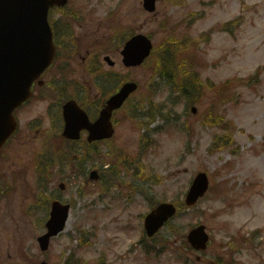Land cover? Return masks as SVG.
<instances>
[{"label": "rangeland", "instance_id": "rangeland-1", "mask_svg": "<svg viewBox=\"0 0 264 264\" xmlns=\"http://www.w3.org/2000/svg\"><path fill=\"white\" fill-rule=\"evenodd\" d=\"M72 2L82 9L83 17L77 31L83 55L71 62L76 72L69 79L79 84L78 91L89 85L93 97L102 94L100 85L95 88L92 83L93 76L83 71L85 63L95 61L85 51L90 46L101 53L102 73L130 75L142 87L129 107L116 114L114 138L101 145V154L92 155L96 159L88 166L82 154L68 159L55 154L60 145L52 124V116L59 114L56 96L33 100L24 107L18 115L20 133L0 157V264H66L71 254L75 258L69 264H196L198 254L186 251L176 232L166 227L159 239L150 240L143 221L151 208L144 194L155 201L181 203L199 171L208 173L211 186L224 189V194L217 196L212 189L172 223L180 235L203 223L212 242L206 258H225L219 245L228 235L264 230V0H157L156 15L144 11L142 0ZM238 17L241 26L233 35L221 31L225 22ZM162 20H169L165 27L159 25ZM172 29L178 41L189 36L185 46L198 62L194 68L187 67L178 82L196 79L206 87V81L221 86L231 79L235 85L223 96L228 101L206 87L208 92L193 106L197 111L193 114L186 99H193L196 86L188 85L189 96L171 95L153 70L125 69L119 51L110 46L112 39L117 44L113 35L119 30L150 33L157 45ZM107 52L117 62L115 68L103 61ZM58 77L62 79V74ZM117 87L110 85L107 94ZM150 88L159 89L160 94L147 105ZM71 93L76 94V89L69 87L62 95ZM77 95L80 100L87 98ZM180 96L182 100L177 99ZM214 103L215 115L222 114L235 131L236 145L216 146V135L228 133L223 127L202 124ZM151 106L155 111L148 117ZM131 110L144 114L145 128L132 118ZM60 124L59 119L56 127ZM49 146L53 152L47 151ZM127 157L130 166L124 161ZM257 157H263L260 163ZM95 168L101 170L99 181L89 180ZM107 168L114 170L119 183L106 187L109 181L103 171ZM60 181L67 184L65 191L58 188ZM53 198L73 208L67 229L52 240L46 253L37 238L46 230ZM164 239L172 242L170 247L164 246ZM241 258V264H248L244 262L247 256Z\"/></svg>", "mask_w": 264, "mask_h": 264}, {"label": "water", "instance_id": "water-1", "mask_svg": "<svg viewBox=\"0 0 264 264\" xmlns=\"http://www.w3.org/2000/svg\"><path fill=\"white\" fill-rule=\"evenodd\" d=\"M28 1L29 0H0V9H5L8 5L15 6L18 4L26 6ZM144 5L147 10L149 9L151 11L155 9L154 0H145ZM39 9L37 16L43 21V25L47 30V20L43 17L46 13V9ZM42 41L44 42V47L38 52L39 54L30 56L22 63L6 66L0 62V151L5 141L12 135L17 127V122L13 116L14 108L20 105L22 101L29 98L31 82L39 77L42 70L52 62L55 52L51 37L48 38V40L47 37H45ZM125 49L126 50L123 52L125 64L127 66L140 65V63L150 55L152 42L147 37L138 35L128 42ZM136 89V84H127L118 94L112 96L109 101H107V106L101 111V117L94 125L97 129L94 131V135L92 136L91 134L89 137L90 140L110 138V136L113 135L114 129L111 124L112 113L115 109L120 108V106L123 105L122 103L130 96L131 92ZM65 106V117L67 119L65 135L68 134L71 138H78L79 131L83 128H88L83 123L87 118L82 111L78 109L75 103H69ZM62 188H64L63 185ZM192 188L188 196L189 203L195 202L200 195L206 192L208 189L207 177L204 174H200ZM52 207L50 214L51 218L46 224L48 233L38 238L40 247L44 251L49 250L51 237L57 236L65 229L66 222L69 218V205H64L61 202H53ZM175 212V208L172 204H162L158 206L146 219L147 233L151 236L156 234ZM189 240L197 249L205 248L208 236L204 231V226L193 230ZM41 264L47 263L43 262Z\"/></svg>", "mask_w": 264, "mask_h": 264}, {"label": "trees", "instance_id": "trees-1", "mask_svg": "<svg viewBox=\"0 0 264 264\" xmlns=\"http://www.w3.org/2000/svg\"><path fill=\"white\" fill-rule=\"evenodd\" d=\"M163 48L159 52V61H158V66H157V73L158 75L162 78H164L168 86L172 88L174 91H178L179 93H185L188 92L187 90V80H185L186 85H180L177 87L176 84H174V81L172 79H176L179 76V71L181 69L180 73H184L187 71V68H185L184 61H180V56H181V50L180 47L177 46V42L175 39H172V37L166 42ZM171 69L174 70L173 73H171ZM184 91V92H181ZM199 101V100H197ZM215 119V124H219L220 121H216ZM71 261L68 260L66 264H69Z\"/></svg>", "mask_w": 264, "mask_h": 264}, {"label": "bare ground", "instance_id": "bare-ground-1", "mask_svg": "<svg viewBox=\"0 0 264 264\" xmlns=\"http://www.w3.org/2000/svg\"><path fill=\"white\" fill-rule=\"evenodd\" d=\"M262 158H263V157H258V158H257V161L260 163Z\"/></svg>", "mask_w": 264, "mask_h": 264}]
</instances>
